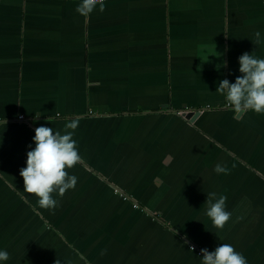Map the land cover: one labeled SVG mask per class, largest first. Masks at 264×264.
<instances>
[{"label":"crops","instance_id":"crops-1","mask_svg":"<svg viewBox=\"0 0 264 264\" xmlns=\"http://www.w3.org/2000/svg\"><path fill=\"white\" fill-rule=\"evenodd\" d=\"M79 3L0 0L6 264H201L221 243L264 264V114L216 92L243 53L264 58L262 0H108L87 17ZM41 125L73 131L81 156L51 209L20 176ZM210 192L227 196L223 228Z\"/></svg>","mask_w":264,"mask_h":264},{"label":"clouds","instance_id":"clouds-1","mask_svg":"<svg viewBox=\"0 0 264 264\" xmlns=\"http://www.w3.org/2000/svg\"><path fill=\"white\" fill-rule=\"evenodd\" d=\"M101 9L103 5L100 6ZM96 8L95 0H80L77 11L88 16ZM256 44L264 42V35L258 30L255 33ZM241 75L230 82L222 79L216 92H219L226 106L237 113L252 111L264 114V58L252 53H243L238 57ZM227 66V61L222 62ZM219 67V66H218ZM6 126V120H0ZM79 122L75 119L65 124L66 129L75 130ZM74 132L54 131L52 127L41 125L35 128L33 136L34 147L27 152L26 166L20 170L23 178V192L36 198V205L41 209H51L56 206L53 192L64 193L74 188L77 177L70 175L66 169L72 168L81 159L77 141L73 139ZM214 171L226 174L228 169L222 163L215 165ZM227 196L215 192L207 194L205 215L216 228H223L232 213L227 210ZM201 264H247L246 257L229 243H221L214 250H200ZM9 252L0 248V264H6Z\"/></svg>","mask_w":264,"mask_h":264},{"label":"water","instance_id":"water-1","mask_svg":"<svg viewBox=\"0 0 264 264\" xmlns=\"http://www.w3.org/2000/svg\"><path fill=\"white\" fill-rule=\"evenodd\" d=\"M202 111L201 110H191L187 112L186 118L190 121H194L195 118L200 115Z\"/></svg>","mask_w":264,"mask_h":264},{"label":"built area","instance_id":"built-area-1","mask_svg":"<svg viewBox=\"0 0 264 264\" xmlns=\"http://www.w3.org/2000/svg\"><path fill=\"white\" fill-rule=\"evenodd\" d=\"M59 1H80V0H59ZM106 1H108V0H95V4L103 3V2H106ZM262 3H263V6H264V0H262ZM19 118L20 119H24L23 116H20ZM192 249H195V247H192ZM198 254L201 256L200 251H198Z\"/></svg>","mask_w":264,"mask_h":264}]
</instances>
